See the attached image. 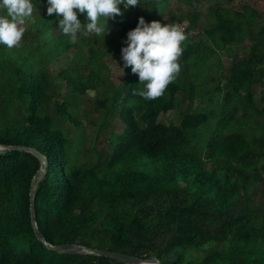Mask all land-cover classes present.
I'll return each instance as SVG.
<instances>
[{
  "label": "trees",
  "instance_id": "16d2710c",
  "mask_svg": "<svg viewBox=\"0 0 264 264\" xmlns=\"http://www.w3.org/2000/svg\"><path fill=\"white\" fill-rule=\"evenodd\" d=\"M168 1L119 5L114 46L105 48L94 33L71 43L56 14L33 16L19 46L0 44V144L32 147L45 157L34 211L47 243L156 256L160 264H264V17L259 8L215 5L213 19L201 25L198 12L172 13ZM141 16L162 25L187 20L191 34L178 78L156 100L134 94L143 85L131 67L117 86H109L102 69L103 56L119 57ZM78 19L87 23L84 14ZM70 48L72 59L51 71L48 64ZM97 89L89 118L83 96ZM196 98L204 105L194 108ZM185 99L177 122L160 119ZM109 118L122 124L119 132H105ZM85 121L96 125V157L87 165L75 158ZM40 165L31 151L0 150V264H126L57 252L37 238L29 188Z\"/></svg>",
  "mask_w": 264,
  "mask_h": 264
},
{
  "label": "clouds",
  "instance_id": "9594fccd",
  "mask_svg": "<svg viewBox=\"0 0 264 264\" xmlns=\"http://www.w3.org/2000/svg\"><path fill=\"white\" fill-rule=\"evenodd\" d=\"M47 14H56L59 18V30L76 43L78 34L97 36L109 34L107 21L123 15L124 9L140 7L139 0H47ZM77 10V11H74ZM35 6L31 0H0V44L8 49L20 45L25 34L26 21L32 16ZM78 13L84 14L87 23L78 19ZM187 23V22H185ZM190 33L178 23L161 24L153 20L146 22L140 17L137 26L127 33L121 48L124 68L131 67L133 74L139 77L142 90L134 94L145 100H156L166 94L169 84L174 82L182 70L183 52L190 43ZM183 44V47L181 46Z\"/></svg>",
  "mask_w": 264,
  "mask_h": 264
},
{
  "label": "rangeland",
  "instance_id": "374dc122",
  "mask_svg": "<svg viewBox=\"0 0 264 264\" xmlns=\"http://www.w3.org/2000/svg\"><path fill=\"white\" fill-rule=\"evenodd\" d=\"M215 5H219L227 10L233 11L235 9L241 10V9H250V8H259V16L258 17H264V1L261 0H193L190 4L186 3L185 0H169L166 7L167 10L172 12V13H180V11L184 12H191L192 10L195 12H198L200 14L199 16V23L201 25L206 24L209 20L213 19V14L211 13L212 9H209L210 7L213 8ZM165 9V8H164ZM163 8L159 9V14L165 13V10ZM47 14V7H42V6H35V10L32 14V16L26 21L25 28L29 26V23L33 22L35 19L33 16H39V15H44ZM164 16V15H163ZM165 18V17H163ZM153 17L148 16L147 17V22H151ZM108 28H109V34L105 36L106 43L105 48L109 46H114L112 44V41L115 39V35L117 33L116 27L112 23V19L109 18L107 21ZM51 34H47L43 37V39H46L50 36ZM199 36H203V33L200 31H195L194 37L197 38ZM245 39L243 40V43H245ZM127 45L124 43L123 47H126ZM234 47V45H233ZM73 48H70L66 50L65 52L62 53V55L58 56L56 59L52 60L48 66L49 69L53 72H56L55 70L60 69L61 67L64 66V64L72 59L71 57V50ZM242 52V51H239ZM225 52H221V57L226 61L225 58ZM119 57L116 58L112 53L107 52L103 56V62L105 66L102 68L103 72L108 75V80H109V86H117L120 80L123 77V66L119 63L121 58V51H119ZM122 67V68H121ZM226 73L227 67L224 68ZM63 84V81L61 82ZM100 92L99 89L97 90H90L86 92L83 96V109L87 111L86 116L90 118V113L94 112L93 110V99L96 97L95 93ZM182 94V91L178 92V95L180 96ZM255 99L259 107L263 105V101L259 98V94L255 92ZM196 102L193 103V107L197 106L196 103H198L200 106H203L204 103L199 100V98L195 99ZM187 107V100H182L180 103V107L176 110L169 111L167 113H162L160 115V119L164 120L165 122H168L170 120H173L175 122L178 121L179 119V113L180 109H185ZM86 123V138L84 139V142L82 144V148L79 152L78 155H75V158L78 162L81 163H86L90 164L92 160L95 159V151L91 149V145L93 144V137L95 135L96 131V125L93 124L92 122H87ZM105 123L107 125V129L105 132H119L122 129V124L117 121L116 119L109 118L105 120ZM101 139L98 140V143L96 144V148H99L101 145Z\"/></svg>",
  "mask_w": 264,
  "mask_h": 264
},
{
  "label": "water",
  "instance_id": "95a60500",
  "mask_svg": "<svg viewBox=\"0 0 264 264\" xmlns=\"http://www.w3.org/2000/svg\"><path fill=\"white\" fill-rule=\"evenodd\" d=\"M1 149H24L33 152L38 156L40 159L41 165L40 167L35 171L31 178L30 182V188H29V196H30V204H29V215H30V221L31 225L33 227V231L36 234L37 238L42 241L47 248L52 249L57 252L62 253H74V252H90L95 253L99 255H103L118 261H121L126 264H135L139 261L146 260L153 262L155 264H160V260L156 256H150L146 258H141L135 255H130L129 253L121 252V251H114L106 248H100V247H89L85 246L80 243H62V244H50L47 243L42 236L41 232L39 231L36 221H35V211H34V187H35V179L38 178V176L44 171L45 169V157L43 154H41L38 150L32 147L28 146H21V145H4L0 144V150Z\"/></svg>",
  "mask_w": 264,
  "mask_h": 264
},
{
  "label": "bare ground",
  "instance_id": "6f19581e",
  "mask_svg": "<svg viewBox=\"0 0 264 264\" xmlns=\"http://www.w3.org/2000/svg\"><path fill=\"white\" fill-rule=\"evenodd\" d=\"M135 264H155V263L150 262V261H146V260H142V261H139V262H137Z\"/></svg>",
  "mask_w": 264,
  "mask_h": 264
},
{
  "label": "built area",
  "instance_id": "2783aa9c",
  "mask_svg": "<svg viewBox=\"0 0 264 264\" xmlns=\"http://www.w3.org/2000/svg\"><path fill=\"white\" fill-rule=\"evenodd\" d=\"M187 22V23H185ZM178 24H181L182 26H184V28L187 26L188 21L187 20H182L181 22H179Z\"/></svg>",
  "mask_w": 264,
  "mask_h": 264
}]
</instances>
